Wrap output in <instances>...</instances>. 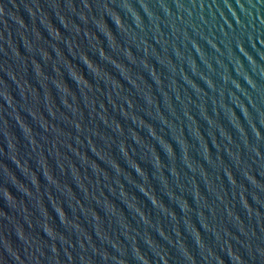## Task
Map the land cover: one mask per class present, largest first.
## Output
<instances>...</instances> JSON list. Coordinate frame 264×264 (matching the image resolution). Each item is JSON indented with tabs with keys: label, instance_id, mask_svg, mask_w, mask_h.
Here are the masks:
<instances>
[{
	"label": "water",
	"instance_id": "water-1",
	"mask_svg": "<svg viewBox=\"0 0 264 264\" xmlns=\"http://www.w3.org/2000/svg\"><path fill=\"white\" fill-rule=\"evenodd\" d=\"M0 264H264V0H0Z\"/></svg>",
	"mask_w": 264,
	"mask_h": 264
}]
</instances>
